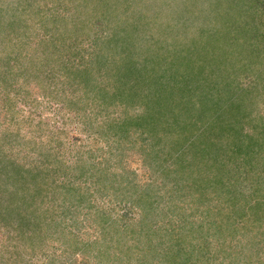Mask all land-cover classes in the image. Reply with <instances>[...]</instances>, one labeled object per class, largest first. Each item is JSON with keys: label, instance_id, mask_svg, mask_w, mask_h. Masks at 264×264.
<instances>
[{"label": "trees", "instance_id": "16d2710c", "mask_svg": "<svg viewBox=\"0 0 264 264\" xmlns=\"http://www.w3.org/2000/svg\"><path fill=\"white\" fill-rule=\"evenodd\" d=\"M34 2L35 0L27 2L28 8L36 5ZM238 14L241 23L235 26L233 33L241 34L242 41L233 49V56L225 53L227 56L224 58L239 63L238 53L247 49L252 54L248 58L254 62L257 57L253 51H264V13L259 15L258 22L257 15L251 14L249 7L241 10V13L239 10ZM229 19L228 16L226 20ZM87 52L92 57L86 68L64 60L65 66H60L56 71L52 66L59 65L60 60L49 57L40 61L41 65L35 76H40L42 82L53 88L57 85L55 74L68 78L65 85L71 88V94L66 98L64 106L70 111L75 108L78 119L85 105H94L98 99L97 94H100L105 105L122 108L119 118L111 119L106 114L109 122H118L116 127L110 124L105 128L119 129L122 135L128 137L127 141L140 143L138 148L131 145L126 149L144 155L145 165L151 168L153 176L157 178L145 185V193L154 190L157 180L167 181L168 185L163 186L167 187L169 193L166 202L168 210L163 214L164 218L158 227L152 229L154 220L158 219L154 212L158 211L147 202L150 200L146 197L148 194L140 195L136 197V205L140 204L143 218L140 217L136 223L145 225L136 234L133 228L119 229L111 218L103 217L104 212L95 208L88 198L91 194L87 191L89 187L98 190L114 175L103 169V160H100L102 157H96V161L86 160L81 168L75 165L71 171L63 163V159L60 161V155L55 158L50 154L44 156L40 166H34L28 161L13 164L9 156L2 155L6 150L0 146V236L7 237L5 247L11 241L15 255L21 252L22 255L33 256L36 251L41 250L46 264H86L82 259L76 262L75 257L81 255L85 258L87 244L97 242L82 239L81 233L85 222L93 216L91 224L102 220L108 225L106 232H100V240L107 239L110 243L103 249L106 257L116 255L119 258H114L120 262L126 261L127 257L135 261H143L144 258L148 264H158L157 261L159 264H264V196L259 199L256 196L264 191V171L255 178L253 169L257 164L264 167V114L257 109L258 101L253 102V95L257 93L253 91V84L233 88L226 79L218 78L216 73L208 71L206 82L213 85L208 90L209 99L200 96L197 101L188 103L186 100L177 101L176 97L172 102L175 97L174 88L171 85L167 88L163 81L170 68L164 66L163 59L160 66L164 67L161 70H155L154 64L146 69L136 58L126 62L124 72L120 75L124 79L123 86L118 84L112 73L102 72L98 80L92 64L93 60L101 63L100 56L92 53L91 45ZM2 62L5 64L2 68L5 69L8 61ZM47 66L51 70L49 74L45 71ZM10 69L11 66L8 71ZM141 69L148 73L145 71L142 75ZM2 72L0 71V82L3 83L6 78L1 75L4 74ZM13 73L14 70L10 71V74ZM113 79L117 81L114 84ZM129 79L131 84L127 86ZM260 82H264V79H260ZM218 85H221L220 88ZM78 86L84 88L85 93H78ZM93 91L96 95L92 94ZM216 91L220 94L218 98L214 97ZM3 94L0 92V100ZM5 97L4 101L14 102L12 95ZM171 104L175 106L171 108ZM166 113H170V116ZM194 118L203 125L206 122L211 124L207 128L199 124L197 128ZM196 143L199 145L196 146ZM190 149L197 150L198 157L205 161L204 166L202 162L199 165L200 161L186 160L184 154ZM119 153L122 154L123 149ZM236 162L245 165L244 169L241 164L235 166ZM215 166L226 173L229 169L228 173L232 178L224 181L218 171L222 174L224 172L214 169ZM70 173H76L75 179L83 178L82 184H86L73 188V181H57L55 178L56 175L65 177ZM128 174L126 171L118 174V180H113L110 185L113 190L121 191L124 197L138 193V188L135 190L133 186L134 179ZM238 178L239 181L235 180ZM243 184L246 192L242 196L248 197L243 204L249 201L253 203L247 209L236 208V211L242 213L240 217L234 214V206L231 212L223 214V204L226 205L229 198L232 200L235 197L228 193L239 192ZM58 188L66 191L61 198L56 196L57 192L62 194L57 191ZM102 190L104 191L103 188ZM217 190H224L229 198L223 197L222 193H219V200L209 197L208 192ZM82 203L87 204L85 212L82 211ZM90 209H94L95 213L87 216ZM189 232L192 235H188ZM53 243L56 245L53 246ZM113 245H116V250ZM44 247H52L54 252L46 255L42 252ZM137 247L138 251L135 252ZM58 248L62 250L59 255L55 253ZM92 257H98L97 251L92 253ZM103 261L105 264L106 258L101 263Z\"/></svg>", "mask_w": 264, "mask_h": 264}, {"label": "rangeland", "instance_id": "374dc122", "mask_svg": "<svg viewBox=\"0 0 264 264\" xmlns=\"http://www.w3.org/2000/svg\"><path fill=\"white\" fill-rule=\"evenodd\" d=\"M27 2L30 0H0V71H3L4 74L1 75L6 78L2 80L3 83L0 82V92L4 93L0 100V146L6 150L2 155L9 156L13 164L28 161L34 166H40L44 156L48 154L54 158L60 155V161L63 159L65 161L63 163L71 171L75 165L81 168L86 160L96 161V157H102L100 160H103V169L113 172L114 175L98 190L89 187L87 191L91 194L88 198L95 208L104 212L103 217L111 218L119 229L133 228L135 234L140 233L138 230L145 223L137 224L139 218H143V211L140 204L136 205V200L138 196L145 194H148L146 197L150 200L147 202L150 203L151 208L159 213L158 215L154 212L158 219L154 220L151 228L158 227L168 210L166 202L169 193L167 187L163 186L168 183L159 179L157 184L153 183L154 190L145 193V185L157 178L153 176L151 168L145 165L144 155L126 149L131 145H135L133 148H138L140 143L127 141L128 137L122 135L119 129L105 128L110 124L116 127L118 122V120L109 122L106 114L108 113L111 119L119 118L122 108L105 105L100 94L96 95L93 91L92 94L96 95L97 101L94 105H85L78 119L75 108L70 111L64 106L66 98L71 94V88L65 85L68 78L59 76L55 72L57 85L55 88L48 87L40 76L38 78L35 76L41 65L40 61L43 62L49 57L59 59L60 64L52 66L56 71L60 66H65L64 60L75 62V65H84L83 67L86 68L92 57L87 52L88 46L90 48L91 45L92 53L96 56L98 53L100 56L101 63L93 60L92 64L98 80L102 72L112 73L118 84L124 86V79L120 75L124 72L125 63L136 58L146 69L152 64L155 70H161L164 66L170 68L169 76L167 75L163 81L167 88L169 85L174 88L175 97L172 102L177 97V101L186 100L188 103L197 101L200 96L209 99L208 90L213 85L206 82V76L210 71L216 73L218 78L226 79L228 85L233 88L253 84V91L257 92L253 95V102L258 101L257 109L264 114V82H260V79H264V51L261 50L259 53L253 51L257 57L254 62L248 58L252 54L247 49L238 53L239 63L224 58L227 56L225 53L233 56V49L242 38L241 34L233 33L235 26L241 23L239 10L241 13V10L249 7L251 14L257 15L256 22H258L259 15L264 13V0H35L36 5L29 8ZM228 16L230 19L227 21ZM259 36L263 37V34ZM161 59L165 61L164 66H160ZM2 60L8 61L5 69ZM10 66L11 69L8 71ZM12 70L14 73L10 74ZM45 71L47 74L51 72L48 66ZM141 71L144 75L146 70L141 69ZM117 81L112 80L113 84ZM130 81L129 79L127 86H130ZM79 92L83 94L85 89L78 86ZM210 92L213 91L210 89ZM9 94L14 97L13 103L4 101L5 96H10ZM214 97L218 98L220 94L216 91ZM172 106L175 105L171 104L170 107ZM166 115L170 116V113ZM193 121L197 128L199 124L204 128L211 124L206 122L203 125L195 118ZM198 145L196 143V146ZM121 149H123L122 154L119 153ZM196 153L197 150L190 149L184 156L188 162L200 161L199 165L202 162L204 166V159H200ZM240 164L236 162L234 165ZM241 165L244 169L245 165ZM214 169L220 170L216 166ZM253 169L255 178L264 171V167L260 164L254 165ZM228 170L227 173L220 170L224 174L218 171L224 181L232 178ZM125 171L129 173L131 179H134V189L138 188V193H131L126 197L121 191L110 188L111 182L118 180L117 175ZM75 176L76 173L67 174L65 177L59 174L55 178L57 181H73L75 183L72 185L73 188L86 184H82L83 178L76 180ZM86 187L88 188V185ZM239 190L228 193L235 195L232 200H229L224 190L208 192V195L217 200L221 199L219 193H222L223 197L227 196L229 201L227 200L226 205L223 204V214L231 212L234 206V214L240 217L242 213L236 211V208L247 209L253 201L243 204L248 199L242 196L246 192L244 184ZM57 191L62 193L60 195L57 192L56 196L60 198L66 192L62 188H58ZM256 196L258 199L263 197L264 191ZM86 206L87 204L82 203V211H86ZM94 213L95 210L90 209L87 216ZM89 220L82 229V239L97 242L88 243L86 257L82 258L79 255L75 257L76 262L82 259L86 264H104V261L103 263L101 261L106 258L105 264L146 263L144 258L143 261H135L126 257V261L120 262L115 259L119 258L116 255L114 258L107 253L108 257H106L103 249L110 243L106 241L107 239L100 240L102 236L100 232L105 231L108 225L102 220L91 224L90 222L94 220L93 216ZM107 221L110 223V220ZM190 232L188 235H192ZM141 233L144 231L141 230ZM193 233L201 235L198 232ZM5 243L7 237L0 236V264L2 261L3 264L13 262L46 264L45 255L41 250L36 251L33 256L22 255L21 252L15 255L13 243L9 241L8 247H5ZM79 246L84 247V245ZM113 249L116 250V245H113ZM61 251L58 248L55 253L59 255ZM96 251L98 257L93 258L92 253ZM42 252L48 255L54 250L52 247H44ZM260 260L263 258L260 257ZM157 263L159 264L158 261Z\"/></svg>", "mask_w": 264, "mask_h": 264}]
</instances>
